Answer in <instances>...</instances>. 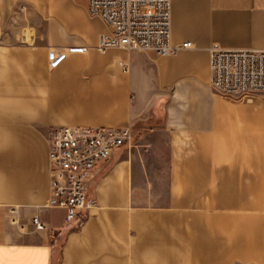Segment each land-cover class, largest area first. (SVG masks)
I'll return each mask as SVG.
<instances>
[{"label": "crops", "instance_id": "crops-1", "mask_svg": "<svg viewBox=\"0 0 264 264\" xmlns=\"http://www.w3.org/2000/svg\"><path fill=\"white\" fill-rule=\"evenodd\" d=\"M88 5L0 0V264H264V96L233 102L210 85L212 47L264 50V0H172V42L193 47L171 56L99 52L109 27ZM64 125L131 127L133 144L100 166L82 225L49 210L48 230L25 217L22 232L9 208L46 204ZM161 144L169 168L152 174L169 198L142 203Z\"/></svg>", "mask_w": 264, "mask_h": 264}, {"label": "built area", "instance_id": "built-area-1", "mask_svg": "<svg viewBox=\"0 0 264 264\" xmlns=\"http://www.w3.org/2000/svg\"><path fill=\"white\" fill-rule=\"evenodd\" d=\"M171 9L172 0H89V15L109 27V32L99 37L96 49L101 53L119 48L171 56L192 48L189 42L173 44ZM57 63L55 60L52 67ZM210 85L225 98H247L264 93V50L212 47ZM133 138L131 127H55L49 140V199L32 213L23 207L9 208L12 224L25 232L27 225L23 219L28 217L35 231L44 232L49 228L45 212L62 210L65 224L82 225L96 208L89 194L90 182L114 151L131 146Z\"/></svg>", "mask_w": 264, "mask_h": 264}, {"label": "rangeland", "instance_id": "rangeland-1", "mask_svg": "<svg viewBox=\"0 0 264 264\" xmlns=\"http://www.w3.org/2000/svg\"><path fill=\"white\" fill-rule=\"evenodd\" d=\"M52 63L50 65L51 67H52ZM254 96H264V93L256 94ZM227 99L233 102H239L245 100V98H227ZM157 146L160 148V150H158L157 153L152 154L150 152L146 154L145 159L149 171L148 174H144V176L141 177V182L143 183L147 179L156 180L157 178L160 179V181H158L159 183L157 184L156 190L150 192L142 191L140 193V199L142 200L141 201L142 203H154L158 205H165L169 198L167 177L164 175L159 176L152 173H154L156 170L163 171L165 169V163H167L168 166L167 168H169L170 155L169 152L167 151V148L165 149L166 146L165 144H161ZM53 213H54V220H59L60 219L59 211L53 210Z\"/></svg>", "mask_w": 264, "mask_h": 264}]
</instances>
